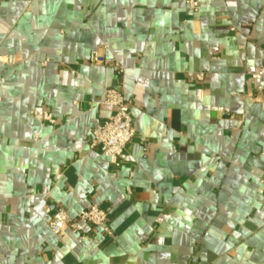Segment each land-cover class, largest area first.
<instances>
[{
    "label": "crops",
    "instance_id": "obj_1",
    "mask_svg": "<svg viewBox=\"0 0 264 264\" xmlns=\"http://www.w3.org/2000/svg\"><path fill=\"white\" fill-rule=\"evenodd\" d=\"M186 1L0 0V264H264V0ZM115 79L116 170L88 148ZM90 204L111 237L51 233Z\"/></svg>",
    "mask_w": 264,
    "mask_h": 264
},
{
    "label": "built area",
    "instance_id": "obj_2",
    "mask_svg": "<svg viewBox=\"0 0 264 264\" xmlns=\"http://www.w3.org/2000/svg\"><path fill=\"white\" fill-rule=\"evenodd\" d=\"M186 5L191 12H196L198 2L196 0H187ZM90 65L109 67L114 73L121 74L122 68L115 62L104 59L91 53L89 57ZM251 78L258 81L255 88L257 95L264 93V61L256 72L251 74ZM196 82H202L203 75H194ZM118 79H115V85L105 91L102 105L110 108V114L103 120L100 126L91 132L88 142L90 151L98 152L107 158L113 169H119L123 160L127 146L134 140L135 128L130 113L131 102L126 100L118 88ZM225 114L229 111L224 110ZM132 174H130V177ZM264 192V180L261 181ZM127 193L130 194L129 188ZM108 215L106 211L95 204H90L86 209L80 211L75 217H70L61 207L55 208L49 217L47 226L51 233L58 239L63 238L67 232L78 236L79 240H84L88 234L85 228L100 229L107 237L112 236V232L107 226Z\"/></svg>",
    "mask_w": 264,
    "mask_h": 264
}]
</instances>
